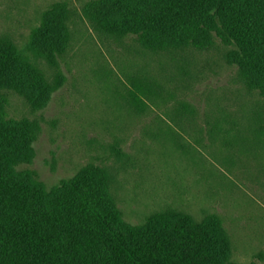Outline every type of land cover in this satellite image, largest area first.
<instances>
[{"label":"rangeland","instance_id":"rangeland-1","mask_svg":"<svg viewBox=\"0 0 264 264\" xmlns=\"http://www.w3.org/2000/svg\"><path fill=\"white\" fill-rule=\"evenodd\" d=\"M92 0H0V40L22 51L51 88L45 106L5 88L11 118L36 126L24 169L48 187L94 165L105 171L126 221L161 214L216 216L232 259L264 264L262 99L249 91L228 48L152 51L136 36L96 30ZM69 9L68 42L55 56L34 31L54 5Z\"/></svg>","mask_w":264,"mask_h":264},{"label":"trees","instance_id":"trees-1","mask_svg":"<svg viewBox=\"0 0 264 264\" xmlns=\"http://www.w3.org/2000/svg\"><path fill=\"white\" fill-rule=\"evenodd\" d=\"M84 12L100 33L136 36L152 51L209 50L218 39L228 48V64L262 99L257 133H264V0H92ZM68 17L64 3L44 14L33 34L43 51L64 50ZM5 88L39 107L51 93L22 51L0 40V92ZM36 137L34 123L11 118L0 95V264H240L216 216L126 221L97 166L48 187L22 167L34 157Z\"/></svg>","mask_w":264,"mask_h":264}]
</instances>
